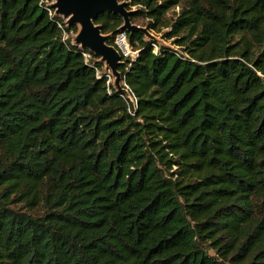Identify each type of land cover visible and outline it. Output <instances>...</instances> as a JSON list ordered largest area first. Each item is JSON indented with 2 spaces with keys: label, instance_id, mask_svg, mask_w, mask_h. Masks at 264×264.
Instances as JSON below:
<instances>
[{
  "label": "trees",
  "instance_id": "16d2710c",
  "mask_svg": "<svg viewBox=\"0 0 264 264\" xmlns=\"http://www.w3.org/2000/svg\"><path fill=\"white\" fill-rule=\"evenodd\" d=\"M131 1L175 48L128 35L129 100L48 0H0V264H264V0Z\"/></svg>",
  "mask_w": 264,
  "mask_h": 264
},
{
  "label": "water",
  "instance_id": "95a60500",
  "mask_svg": "<svg viewBox=\"0 0 264 264\" xmlns=\"http://www.w3.org/2000/svg\"><path fill=\"white\" fill-rule=\"evenodd\" d=\"M49 7L55 11V16L61 18L68 29L76 27L77 35L73 45L83 51H89L98 62L111 71L114 78L113 88L120 94L126 95L131 100L130 92L124 88V75L120 68L124 65L120 52L108 43L114 34L103 33L101 25L96 21L101 15L112 14L123 20V26L118 34L134 33L143 34L150 42H156L149 27H141L132 22L135 11L129 10V3L121 0H49Z\"/></svg>",
  "mask_w": 264,
  "mask_h": 264
},
{
  "label": "rangeland",
  "instance_id": "374dc122",
  "mask_svg": "<svg viewBox=\"0 0 264 264\" xmlns=\"http://www.w3.org/2000/svg\"><path fill=\"white\" fill-rule=\"evenodd\" d=\"M121 1H127V2L129 3V10H131V11H137V10L139 9L138 6H133V5H132V1H131V0H121ZM48 2H49V5H50L51 2H50L49 0H48ZM178 12H179V8L174 9V10H171V11L167 14V17H168L169 19H172V18L175 17V15H176ZM134 24H136V25H138V26H141V27H146V26H147L146 21L143 20V19L136 20V22H135ZM169 31H170V29H164V30H161V33H155V32L150 31L151 34H152V36H153V39H155L156 42H150L146 37H145V39H146V41H148V42H150V43H152V44H157V45H160V46H166V47H172V48H175V46L172 45L170 41H166V40L164 39V37H163L164 34H165L166 32H169ZM76 35H77V32H71L67 37H70V39H71V41H72V43H73V39H74V37H75ZM133 52H135V51H133ZM134 56H135V55H133V57H134ZM97 61H98V60H97ZM104 70H105V67H104ZM105 72L108 73L109 78H110V82H111V84H113V82H114V78L111 76V71H110V72H107V71L105 70Z\"/></svg>",
  "mask_w": 264,
  "mask_h": 264
},
{
  "label": "built area",
  "instance_id": "2783aa9c",
  "mask_svg": "<svg viewBox=\"0 0 264 264\" xmlns=\"http://www.w3.org/2000/svg\"><path fill=\"white\" fill-rule=\"evenodd\" d=\"M112 46L120 52L123 59L131 58L133 55H137V52H133L127 33L117 34Z\"/></svg>",
  "mask_w": 264,
  "mask_h": 264
}]
</instances>
